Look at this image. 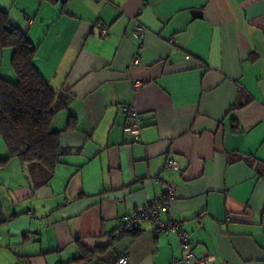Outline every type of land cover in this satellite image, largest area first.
Listing matches in <instances>:
<instances>
[{"label": "crops", "instance_id": "obj_1", "mask_svg": "<svg viewBox=\"0 0 264 264\" xmlns=\"http://www.w3.org/2000/svg\"><path fill=\"white\" fill-rule=\"evenodd\" d=\"M0 9L37 47L68 150L44 186L16 158L0 166V264H169L184 254L178 233L154 236L149 221L118 231L163 181L177 196L160 218L180 223L194 258L264 264V0H0ZM134 17L147 29L136 65ZM124 105L142 117L137 142L123 131ZM69 117L77 130H66Z\"/></svg>", "mask_w": 264, "mask_h": 264}, {"label": "trees", "instance_id": "obj_2", "mask_svg": "<svg viewBox=\"0 0 264 264\" xmlns=\"http://www.w3.org/2000/svg\"><path fill=\"white\" fill-rule=\"evenodd\" d=\"M0 48L12 49L10 65L16 76L15 81L0 76V138L7 149L0 166L16 158L26 166L32 185L44 186L68 151L60 145V131L52 127L56 91L34 66L37 47L25 32L10 23L7 12L1 9ZM66 130H77L73 117L68 118ZM138 231L140 228L121 234ZM86 258L84 253L73 261Z\"/></svg>", "mask_w": 264, "mask_h": 264}, {"label": "built area", "instance_id": "obj_3", "mask_svg": "<svg viewBox=\"0 0 264 264\" xmlns=\"http://www.w3.org/2000/svg\"><path fill=\"white\" fill-rule=\"evenodd\" d=\"M132 22L133 34L138 39V45L131 64L136 65L139 63L143 38L147 33V29L137 20V17L132 18ZM106 33L105 29L101 30L102 35H106ZM139 84L140 82L138 81L134 83L135 86H138ZM122 110L126 115L123 131L131 135L135 142L139 141L141 139L142 128V117L139 111L133 105H124L122 106ZM165 166L172 170L178 169L176 160L171 157L166 159ZM176 196V187L169 181H163L161 192L158 196L147 201L145 205L137 207L133 214H125L119 217L118 231L123 233L137 230L144 221H149L152 224V235L156 236L163 232H175L178 233L180 237L181 249L184 254L180 258L173 259L169 264H205V258H194L190 248L188 233L181 227L180 223L171 220L163 221L160 218V212L168 208L170 202L173 201ZM26 214L31 215V210H26ZM117 261L119 264H127L125 256H120Z\"/></svg>", "mask_w": 264, "mask_h": 264}, {"label": "rangeland", "instance_id": "obj_4", "mask_svg": "<svg viewBox=\"0 0 264 264\" xmlns=\"http://www.w3.org/2000/svg\"><path fill=\"white\" fill-rule=\"evenodd\" d=\"M16 5L23 6V3L21 1H17ZM12 49L11 48H0V70H12L14 73L11 65H10V57H11ZM10 55V57L8 56ZM10 80V79H9ZM16 77L13 80L10 81H15Z\"/></svg>", "mask_w": 264, "mask_h": 264}]
</instances>
